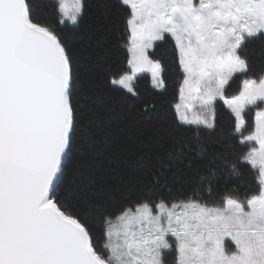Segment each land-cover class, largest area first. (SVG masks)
Instances as JSON below:
<instances>
[{
  "label": "snow or ice",
  "instance_id": "1",
  "mask_svg": "<svg viewBox=\"0 0 264 264\" xmlns=\"http://www.w3.org/2000/svg\"><path fill=\"white\" fill-rule=\"evenodd\" d=\"M91 6L0 0V264H264V68L249 59L251 43L264 49V0H105L86 29ZM81 31L123 39L125 66H107L103 87ZM173 70L180 102L161 136L173 141L109 151L120 113L106 99L138 97L142 73L165 91ZM218 106L234 125L228 155L210 160L233 177L251 165L255 190L216 191L215 169L197 166L191 184L171 168L191 151L180 132L215 133ZM93 159L120 168L88 178Z\"/></svg>",
  "mask_w": 264,
  "mask_h": 264
},
{
  "label": "trees",
  "instance_id": "2",
  "mask_svg": "<svg viewBox=\"0 0 264 264\" xmlns=\"http://www.w3.org/2000/svg\"><path fill=\"white\" fill-rule=\"evenodd\" d=\"M104 2L105 0H91L92 6L85 22L86 29L94 27L98 18L101 17L99 5ZM75 40L78 48L88 50L90 63L94 65L92 78L98 86L103 87L104 85L105 68L107 66L110 65L113 71L125 66L122 38L118 42L114 35L98 34L97 38L90 40L87 39V32L81 31L75 37ZM249 50V59L254 69L259 71L264 68V49L261 48L259 42L251 43ZM159 55L166 61H170V54L167 49H161ZM166 77L167 89L165 91L154 88L148 75H140L136 81L138 97H130L126 103L122 102L118 95L106 99L105 103L109 106H115L120 113V119L117 122L119 127L113 129L115 138L109 146V151H121L126 146L139 141L154 152L162 153L168 144L173 141V137L168 136L167 140L162 142L161 136L173 129L175 121L174 105L178 100L177 82L179 76L173 70L168 72ZM101 112L107 114L105 109H101ZM253 117L254 113L249 114L246 117L247 122L251 123ZM233 125L234 117L232 114L226 108L218 106V130L215 133L197 130L195 126L182 130L179 134V140L182 144L187 145L191 151L185 149L186 154L182 160L172 161V170L179 168L186 177H192L191 184H194L199 175L194 173L197 166L205 173H208L209 169H215L218 178L213 182V188L216 191H223L225 188H239L241 192L249 189L255 190L258 186V179L255 175L256 171L251 168V165L242 162V175L233 177L228 175L227 165L220 160L214 162L210 160V154L223 152L228 155L226 140ZM201 149L204 150L202 157L198 156ZM189 162H191L192 167H188ZM113 168L119 170L120 166L109 164L104 159H93L86 169V176L88 178H103ZM166 175H170V173H166ZM189 187L190 185H185L184 190L187 191ZM98 243L102 244L103 240H98Z\"/></svg>",
  "mask_w": 264,
  "mask_h": 264
},
{
  "label": "rangeland",
  "instance_id": "3",
  "mask_svg": "<svg viewBox=\"0 0 264 264\" xmlns=\"http://www.w3.org/2000/svg\"><path fill=\"white\" fill-rule=\"evenodd\" d=\"M69 3H71V0H69ZM140 75H148L150 78H151V75L149 74V73H142V74H140ZM152 81V80H151ZM152 85H153V83H152ZM154 87V86H153ZM180 101H179V94H178V100H177V102L176 103H179ZM175 106V105H174ZM253 119H254V117H253ZM255 170V169H254ZM256 171V170H255ZM229 244H230V242H229Z\"/></svg>",
  "mask_w": 264,
  "mask_h": 264
}]
</instances>
